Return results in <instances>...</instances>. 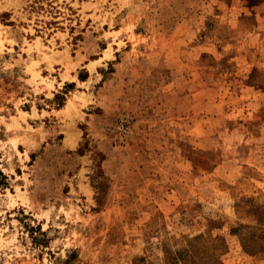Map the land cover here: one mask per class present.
Wrapping results in <instances>:
<instances>
[{
    "label": "rangeland",
    "instance_id": "obj_1",
    "mask_svg": "<svg viewBox=\"0 0 264 264\" xmlns=\"http://www.w3.org/2000/svg\"><path fill=\"white\" fill-rule=\"evenodd\" d=\"M0 264H264V0H0Z\"/></svg>",
    "mask_w": 264,
    "mask_h": 264
}]
</instances>
